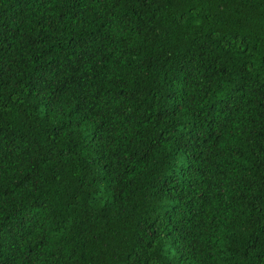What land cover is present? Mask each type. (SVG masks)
Wrapping results in <instances>:
<instances>
[{"label": "trees", "instance_id": "obj_1", "mask_svg": "<svg viewBox=\"0 0 264 264\" xmlns=\"http://www.w3.org/2000/svg\"><path fill=\"white\" fill-rule=\"evenodd\" d=\"M0 264H264V0H0Z\"/></svg>", "mask_w": 264, "mask_h": 264}]
</instances>
